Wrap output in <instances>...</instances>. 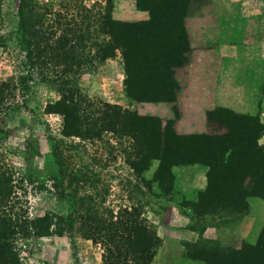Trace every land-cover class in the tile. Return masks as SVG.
I'll use <instances>...</instances> for the list:
<instances>
[{"label": "rangeland", "instance_id": "1", "mask_svg": "<svg viewBox=\"0 0 264 264\" xmlns=\"http://www.w3.org/2000/svg\"><path fill=\"white\" fill-rule=\"evenodd\" d=\"M37 2L65 16L66 22L79 18L77 14H88L96 27L104 6L102 0ZM128 3L133 4L131 9ZM112 4L111 17L115 21L149 19L148 12L136 8L135 0H113ZM16 5L17 0H0V82H9L12 93L0 108V190L10 178L16 187L8 204L0 201V215H10L14 221L44 212L66 214L73 196L82 194L95 196L101 211L117 212L137 204L160 238L159 248L165 250V257L151 264H179L177 259L169 260L166 252L173 253L185 243L195 242L203 225L209 227L201 234L203 238H208L204 233L215 235V229H221L220 219L195 218L185 203L195 200L178 191L162 194L156 183L151 191L147 190L128 166L132 150L127 137L107 131L86 141L61 135V117L48 113L46 108L59 99L53 87L40 82L36 74L25 84L20 81L27 67L22 65L23 53L15 38ZM139 12H146L147 18L140 17ZM185 28L189 61L175 71L179 88L173 102L138 103L130 98L124 87L120 51L102 63L92 62L95 70L79 77L80 92L95 104L105 102L136 111L161 127L171 119L177 135L224 131L228 125L239 129L255 121L264 125V0H207L187 17ZM93 41L85 43L88 52H94L95 48L90 47ZM224 108L240 114L243 120L228 116L221 110ZM262 137L264 133L259 144H264ZM57 162L72 174L65 182L68 197L63 200L55 196L49 180L58 172ZM157 165L154 161L143 174L145 180L152 178ZM263 225L261 221L256 223L253 237L242 242L254 244ZM233 226L229 222L221 232ZM14 245L21 264H109L102 248L83 238L77 224L61 237H18Z\"/></svg>", "mask_w": 264, "mask_h": 264}, {"label": "trees", "instance_id": "2", "mask_svg": "<svg viewBox=\"0 0 264 264\" xmlns=\"http://www.w3.org/2000/svg\"><path fill=\"white\" fill-rule=\"evenodd\" d=\"M102 2L103 12L96 27L88 14H77L79 18L66 22L65 16L41 7L37 0H17L15 38L23 53L22 65L27 67L20 74L21 83L36 74L40 82L53 87L59 99L46 108L48 113L61 117L63 137L86 141L98 138L103 131L127 137L132 150L128 166L149 191L156 183L162 194L171 193L174 166L206 167V189L197 193L195 201L185 203L195 218L218 217L221 226L229 222L235 225L247 215L249 199L264 201V144L258 143L264 133L263 124L255 121L239 129L228 125L224 131L177 135L171 119L161 127L136 111L105 102L95 104L77 86L81 74L95 70L93 61L102 63L120 51L124 87L130 98L138 103L173 102L179 88L175 71L189 61L185 20L207 0H135L136 8L149 15L147 21L135 23L113 20V0ZM93 39L90 47L95 48L94 52H88L85 43ZM9 87V82H0V108L12 95ZM221 110L243 120L240 114ZM154 161L158 162L157 168L152 178L145 180L143 174ZM57 165V174L49 178L50 186L63 200L68 197L65 182L72 174L60 162ZM10 179L0 190V201L7 204L16 188ZM3 214L0 264H21L14 245L18 237H61L76 224L83 238L102 248L109 264H151L161 243L137 204L117 212L101 211L91 194L73 196L66 214L44 212L14 221ZM205 227L198 230L200 236L195 242L184 244L185 258L203 264H264V226L254 244L242 242L239 248L203 238Z\"/></svg>", "mask_w": 264, "mask_h": 264}, {"label": "crops", "instance_id": "3", "mask_svg": "<svg viewBox=\"0 0 264 264\" xmlns=\"http://www.w3.org/2000/svg\"><path fill=\"white\" fill-rule=\"evenodd\" d=\"M128 5V8L131 9V6L133 4L128 3ZM139 15L143 19L147 18L146 12H139ZM261 139H264V137H262ZM172 172L175 177L174 190L181 193L183 196H185V198L196 200L197 193L206 189V167L200 164L174 166L172 168ZM248 203L249 210L247 215L242 217L239 222L233 226V228H228L227 232H221L223 230L225 231L223 226H221V229H215V235L209 237L205 234L209 230V227H205L204 237H208L207 239L217 240L223 246L225 245L233 248H239L242 241L249 240L250 237H253L252 233L254 232L256 223L260 221L262 222V224L264 223V201L259 198H251L248 200ZM186 221L187 223L190 222L189 218H186ZM183 248L184 247L180 246V250L176 249V251L173 253L166 252V256L171 261L172 259H177L179 261V264H203L201 261H194L182 256ZM164 251L165 250L163 247L157 249L153 262H155L159 258H164Z\"/></svg>", "mask_w": 264, "mask_h": 264}]
</instances>
